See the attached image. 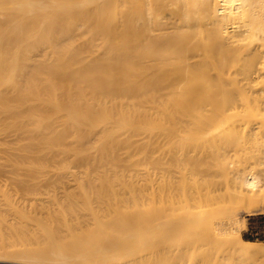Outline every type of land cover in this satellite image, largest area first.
<instances>
[{"label":"bare ground","instance_id":"bare-ground-1","mask_svg":"<svg viewBox=\"0 0 264 264\" xmlns=\"http://www.w3.org/2000/svg\"><path fill=\"white\" fill-rule=\"evenodd\" d=\"M263 34L264 0H0V139L14 136L0 142V172L9 164L17 177L61 179L60 201L44 188L47 199L37 193L30 203L55 205L67 237L92 239L83 251L93 261L156 264L168 251L171 264H264V242L244 239L233 212L264 203V176L251 164L229 166L246 149L243 142L264 135L263 125L244 126V116L234 121L245 129L240 137L221 132L233 109L240 117L264 108L257 61L264 52L249 40ZM232 74L242 84L233 86ZM143 85L152 92L142 94ZM154 91L161 105L129 111L146 108ZM136 96L138 103L127 101ZM143 148L163 190L171 163L185 165L174 189L184 194L170 185L171 197L143 208L123 189L119 176L150 172L139 167L144 160L126 159ZM227 170L235 176L229 200L218 192L226 195L229 186L215 179ZM49 209L46 227L54 225Z\"/></svg>","mask_w":264,"mask_h":264},{"label":"rangeland","instance_id":"rangeland-1","mask_svg":"<svg viewBox=\"0 0 264 264\" xmlns=\"http://www.w3.org/2000/svg\"><path fill=\"white\" fill-rule=\"evenodd\" d=\"M95 29H93V31H94ZM258 35H262V33L261 34H258ZM258 35L256 36V38H255V36H253L251 39H249L250 41H251V43H253L252 44V46L253 45H255V46H258L257 44H259L260 46H261V51L262 52H264V43L263 42H261L262 40H264V39H261V38H263L262 36H259L260 37V40H258L259 39V37H258ZM263 36H264V34H263ZM255 41V42H254ZM261 43H260V42ZM263 43V44H262ZM249 44H250V42H249ZM243 46H244V44H243ZM246 46V45H245ZM260 57H257V61H259L260 63H259V65L260 66H263L264 67V53L262 54H260L259 55ZM260 59V60H259ZM261 59H262V61H261ZM263 76H264V74H263ZM236 77V76H235ZM235 77H234V74H232V79H231V83L233 84V86H238V85H240V84H242V83H239L236 79H235ZM240 77V76H239ZM261 80V86H264V77H261L260 78ZM129 84V83H128ZM130 84H132V82L130 81ZM152 87L151 86H145L144 87V85L141 87V89H140V91H141V93L142 94H144V93H147L148 91L149 92H152ZM141 93H140V95H141ZM153 94H155V95H157L156 93H155V91L153 92ZM145 95V94H144ZM261 95H262V97H263V99H264V92H262L261 93ZM244 96V94L243 95H241V97H243ZM233 97H236V98H240V96H238L237 94L236 95H233ZM134 98H136V99H132V98H128L127 99V101L129 102V101H132V103H138L139 102V99H138V97L136 96V97H134ZM161 98H162V96H152V97H148L147 98V100H146V108H144V107H139V106H136V107H134V108H132V109H130L129 111L130 112H133V111H135V112H140V111H150L151 110V106H153V105H161V103H160V101H161ZM262 107H264V101H263V105H262ZM235 109H233L232 110V112H231V114H232V117H231V121L225 126V129H224V131H221V132H223V135L225 136V135H227V136H229L230 138H232V137H240L242 134H243V132H244V127H242V126H240V125H234L235 124V122L234 121H236L237 119H239V120H241L244 116H246L245 117V121H244V126H246L247 125V123H249V124H251V125H263V130H264V108H262L261 110H259V109H254L253 111H251V112H249L247 115H242V116H240V117H238L235 113H236V111H234ZM231 124V125H230ZM226 127H228L227 129H226ZM243 128V129H242ZM231 129V130H230ZM237 130V131H236ZM242 130V131H241ZM241 132V133H240ZM255 135V137H253L252 139H250V143H245V142H243L242 144L246 147V149L244 150V152L243 153H240L241 154V156H238V158H235L236 160H233L234 161V163H229V166H231V167H233V168H237V167H239L240 166V168L245 164V165H248V164H251V167H252V165L253 166H255V167H252L253 168V170H254V168H255V172L258 174V176H259V178H262L263 176H264V155H263V153H264V135H261V137H258L257 136V134H254ZM14 136L12 135V137H11V135H8V137H6V139H0V142H9V141H12V139H14L13 138ZM8 138V139H7ZM11 138V139H10ZM135 138H139L138 136H136ZM255 139V140H254ZM164 142V140H162L161 142H160V144H162ZM238 142V141H237ZM254 142H255V144H254ZM6 143V144H7ZM5 145V144H4ZM153 146H158V144L157 143H155V144H153ZM175 146H177V145H175ZM242 146V145H241ZM249 148H248V147ZM251 146V147H250ZM263 146V147H262ZM262 147V148H261ZM244 148V147H243ZM261 148V149H260ZM147 149H148V147H147ZM147 149L146 148H143V149H137L138 151H136V152H133L132 154H131V156H129V157H126V159H134V160H137V159H139L140 158V160H144L143 162H141V165L139 166V167H141L142 165H145V166H147V167H151L150 168V172H149V174H147V175H145V174H143V175H141V174H139V175H136L135 173H129V172H133L132 170H130V171H128L127 173H125L124 175H121V176H119L120 177V181H122L123 182V184L125 185L124 186V188L123 189H129V190H127V191H131L132 193H135V195H138V197L140 198V200L144 203V206H143V208L144 207H147L146 205H147V203L149 202V203H151L153 200H155V203H157V204H159V202H160V200H161V198H164V199H167V198H169V197H171V190H172V192H174L175 190L174 189H176V187L179 185V183L181 182V180H183V178L187 175V170H186V167H185V165L183 164H178V165H176L175 163L173 164V163H171V174L172 175H169V176H166V182H168V181H170L169 182V184L167 185V186H165V189L166 190H163V187H164V185L166 184V183H162V182H160L161 181V179H160V175L159 174H155V169L150 165V163L149 162H147V161H150V157H151V154H148V155H146V153H147ZM256 149V150H255ZM122 151H124V150H122ZM254 152V153H253ZM263 152V153H262ZM2 153L3 154H1V151H0V154H1V156H0V159H2V160H0V161H3V159L5 160L6 159V154H5V152L2 150ZM150 153V152H149ZM256 153V154H255ZM262 153V154H261ZM3 155H5V157L3 156ZM255 155H257V156H255ZM244 156V157H243ZM1 157H3V158H1ZM252 157V158H251ZM243 158V159H242ZM147 160V161H146ZM246 160V161H245ZM146 161V162H145ZM247 161H249V163L247 162ZM1 163V162H0ZM255 164V165H254ZM7 166V167H6ZM10 165L9 164H5V166H4V168H6V169H4L3 168V170H5V172L3 171H1L0 173L2 174V175H0V191H2V192H4V194L6 195V196H4V194L2 193V194H0V195H2V196H0V198L2 199V198H5V197H9L8 199H3V200H1L0 199V209H1V211H3V212H1L0 211V245H2V246H0V264H59V262H60V264H73V263H75V264H109V262H111L112 264H116L115 262H116V260L115 259H113V260H111V259H108L107 257H102L101 258V260L99 259H95V261H93V260H91L90 258H88V257H86L84 254V251H83V248H84V246H87L88 245V247L90 246L89 245V243H92V244H94L93 243V241H92V239H90V241L91 242H89V240L88 241H86V239L85 238H87V237H85V235L83 236V237H85V238H83L84 239V241H83V239L82 240H77L78 238H76V240L74 239H71L69 236L67 237L66 235H65V233L62 231V229L61 230H59L60 228L57 226V223H56V216H57V212H56V209L55 210H53L54 209V207H55V205H52L53 207H51V204H48V205H46L47 207L50 205V207H48V209L46 208V207H41L40 205H34V203H30L31 202V200L32 199H34V197H36V196H34V195H37V193H38V197L40 196H44L45 197V195L46 194H48V193H50L49 195H46L47 196V198L49 197V196H51V199H57V197H59L58 198V200L60 201L61 200V198L63 197V196H61L62 194V188L61 187H59V186H62L63 184H61V183H58L59 181L61 182V179H59L58 177L57 178H54V177H56V176H54L53 174H49L47 177H46V175L45 174H43V178L44 177H46L47 179V181H49V179H50V183L49 182H47V183H45L46 181H44L45 179H43L42 178V176H38L37 178H33V177H31V176H29V175H27L25 172H23V173H19V176L17 177V176H15L13 173H12V169H10ZM136 167L138 168V164L136 165ZM12 168V167H11ZM9 169V170H8ZM229 169H231L230 167H229ZM233 170H236V169H233ZM229 170H227V172L225 173V174H222V175H219L218 174V176L215 178V179H217V180H219L220 181V183L224 186V188H226L227 186H229V188H228V192H227V194L225 195V189L222 191V190H220V191H218L219 192V196H221L220 198L222 199V197H225V199H227V200H229L228 198H229V195L232 193V190L233 189H230V186L233 184V178H235V176H233L232 175V173L231 172H229ZM5 173V174H4ZM9 173V174H8ZM52 173V172H51ZM23 174V175H22ZM26 174V175H25ZM130 174H132V175H130ZM8 175V176H7ZM22 177H21V176ZM52 177H51V176ZM11 176H13L12 178H11ZM27 176V177H26ZM132 176V177H131ZM10 177V178H9ZM3 178V179H2ZM18 178V179H17ZM19 178H20V181H19ZM31 180H29V179ZM39 178H41V180L39 179ZM49 178V179H48ZM53 179V180H52ZM21 180H23V181H21ZM28 180V181H27ZM38 180L40 181V183L38 182ZM55 180V181H54ZM63 180V179H62ZM35 181V182H34ZM37 181V182H36ZM52 181V182H51ZM14 182V183H13ZM29 182V183H28ZM56 182V183H55ZM63 182H64V180H63ZM66 182V181H65ZM135 182H137V183H135ZM19 183V184H18ZM28 183V184H27ZM41 183L42 184H44V187H42L43 185H41ZM55 185H54V184ZM68 183V182H67ZM67 183H65V184H67ZM18 184V185H17ZM38 184L40 185V186H38ZM45 184H47L49 187H47V185H45ZM51 184H53V186L51 185ZM58 184H61V185H58ZM34 185V186H33ZM114 185L115 186H118V184H117V182H115L114 183ZM133 185V186H132ZM171 185V190H170V186ZM46 186V187H45ZM59 188H61V189H59ZM28 189H27V188ZM32 187V188H31ZM34 187H36V188H34ZM55 187H56V189H55ZM6 188V189H5ZM40 188V189H39ZM48 189L47 190V192L45 191V190H43V189ZM7 189H9V190H7ZM37 189V190H36ZM49 189H51V191L49 190ZM54 189V190H53ZM181 189V190H180ZM179 190H178V192H177V190H176V192L177 193H180V194H184L183 192H184V188H180ZM7 192H6V191ZM35 190V191H34ZM40 190H41V192H40ZM61 190V191H60ZM56 191H57V193H59V194H57L56 193ZM31 192H32V194H31ZM43 192V193H42ZM44 192L46 193V194H44ZM53 192V193H52ZM71 193L73 192V191H70ZM176 192H174V193H176ZM1 193V192H0ZM10 193V194H9ZM34 193V194H33ZM40 193V194H39ZM41 193L42 194H44V195H41ZM176 193V194H177ZM223 193H224V195H223ZM30 194V195H29ZM175 194V195H176ZM221 194V195H220ZM94 195H95V193H94ZM93 195V196H94ZM4 196V197H3ZM32 196V197H31ZM55 198H54V197ZM61 196V197H60ZM96 196H98L97 194H96ZM180 196H182V195H180ZM22 197H23V199H22ZM24 197H26L27 199L25 200V198ZM11 198V199H10ZM13 198V199H12ZM46 197H45V199H47ZM50 198V197H49ZM231 198H232V196H231ZM11 201H10V200ZM153 199V200H152ZM24 200V201H23ZM28 200V201H27ZM223 200H224V198H223ZM222 200V202H224ZM233 200V199H232ZM4 202V203H2V202ZM8 201H10V203H13V207L14 208H12V204H10V206H7L9 203H8ZM21 202V203H20ZM29 202V203H28ZM222 202H220V203H222ZM8 203V204H7ZM28 203V204H27ZM219 203V204H220ZM6 204V205H5ZM33 204V205H32ZM224 204V203H223ZM223 204H220V206L219 207H222V206H224ZM25 205H27V207L25 206ZM245 205V204H244ZM243 205V206H244ZM4 206V207H3ZM7 206V207H6ZM33 206V207H32ZM263 206H264V203H262V204H260L259 203V206H257V208L255 207L251 212H247L246 211V209H245V207H236L235 208V210L233 211L234 212V214H235V216H234V218L237 220V223H238V225L240 226V231H241V234H242V237L244 238V239H247V240H253V241H257V242H264V237L263 238H259V239H250V238H246L245 237V235L246 236H249V235H252V236H256L254 233H250V223H249V216L250 215H253L254 213H256V212H258V211H260L262 208H263ZM6 207V208H5ZM8 207H9V209H8ZM38 207V208H37ZM39 207H40V210H38L39 209ZM31 208V209H30ZM37 208V209H36ZM49 208H51L53 211H54V213H53V211L51 210V213H50V215H52L51 216V218L53 219V221H54V225H52V226H48V227H46V225L44 226V225H42V224H44V218H45V215H46V211H48V210H50ZM55 208H57V207H55ZM3 209V210H2ZM14 209V210H13ZM22 209V210H21ZM23 209H25V210H23ZM43 209L45 210V211H43ZM47 209V210H46ZM78 209H80V208H78ZM77 209V211L78 212H83V210H82V208L80 209V210H78ZM9 210H10V213H9ZM11 210H12V212H11ZM18 210H20V212H18ZM28 210H30V212L28 211ZM38 210V211H37ZM42 210V213L41 212H39V211H41ZM27 211V212H26ZM76 211V212H77ZM14 212V213H13ZM16 212V213H15ZM40 214H39V213ZM5 213V214H4ZM23 213H24V215H26V216H24L23 215ZM26 213V214H25ZM43 213H45V214H43ZM41 214H43V215H41ZM30 215V216H29ZM14 217L15 218H19V221H18V219H14ZM27 217H29V218H27ZM6 218V219H5ZM10 218V219H9ZM25 218H27L25 221H24V219ZM31 218V220H32V223H36V224H32L31 223V221L29 220ZM55 218V219H54ZM3 219V220H2ZM9 219V220H8ZM36 219V220H35ZM42 219V220H41ZM20 220H21V222H20ZM34 220V221H33ZM40 220H41V222H40ZM20 222V223H18V222ZM243 222V223H242ZM13 223V224H12ZM18 223V224H17ZM10 224V225H9ZM21 224H22V226H21ZM24 224V225H23ZM29 224V225H28ZM31 224H32V226H31ZM39 224H40V226H39ZM253 224V223H252ZM42 225V226H41ZM10 226V227H9ZM14 226V227H13ZM21 226V227H20ZM54 226V227H53ZM5 227V228H4ZM7 227V228H6ZM13 227V229H11ZM23 227V228H22ZM38 227V228H37ZM52 227V228H51ZM15 228V229H14ZM31 228V229H30ZM44 228V229H43ZM51 228V229H50ZM41 229V230H40ZM49 229V230H48ZM56 229V230H55ZM9 230L10 231H12V232H10V233H12V234H10L9 233ZM17 230V231H16ZM30 230V231H29ZM46 232H45V231ZM52 230V231H51ZM97 230V229H96ZM95 230V231H96ZM165 229H164V227H159V231L158 232H160V234H162L163 233V231H164ZM14 231V232H13ZM16 231V232H15ZM38 231V232H37ZM48 231V232H47ZM50 231V232H49ZM3 232V233H2ZM6 232V233H5ZM94 231H92V233H93ZM98 232H99V229H98ZM8 233V234H7ZM39 233V234H38ZM42 233V234H41ZM48 235H47V234ZM52 233H54V234H52ZM101 233V232H100ZM6 234H7V236H6ZM25 234V235H24ZM95 234H97L96 232H95ZM99 234V233H98ZM4 235V236H3ZM15 237H14V236ZM23 235V236H22ZM37 235V236H36ZM39 235V236H38ZM42 235V236H41ZM47 235V236H46ZM88 235H89V233H88ZM91 235V234H90ZM93 235V236H92ZM91 236L92 237H94L95 235H94V233L92 234ZM101 235V234H100ZM20 236H21V239H20ZM41 236V237H40ZM50 238H49V237ZM79 236H81V235H79ZM6 237H7V239H6ZM14 237V238H13ZM95 237H97V235L95 236ZM94 237V239H97V238H95ZM22 238H23V240H22ZM36 238V239H35ZM47 238V239H46ZM81 238V237H80ZM89 238V237H88ZM170 238V237H169ZM168 238V239H169ZM5 241H4V240ZM12 239V240H11ZM35 241H34V240ZM38 239H39V242H40V246H37V245H39V242H38ZM51 239V240H50ZM56 240V241H55ZM5 243H4V242ZM14 241H15V243H14ZM22 241V242H21ZM46 241V242H45ZM52 241V242H51ZM86 241V242H85ZM2 242V243H1ZM8 244H7V243ZM25 242V243H24ZM37 242V243H36ZM58 242V243H57ZM66 242V243H65ZM87 242H89V243H87ZM94 242H95V244H96V240H94ZM7 244V245H6ZM23 244V245H22ZM32 244V245H31ZM52 244H53V246H52ZM57 244V245H56ZM20 245V246H19ZM25 245V246H24ZM36 246V247H35ZM52 246V247H51ZM18 247V248H17ZM20 247V248H19ZM25 247V249H29L28 251L27 250H25V249H23ZM28 247V248H27ZM32 247V248H31ZM35 247V248H34ZM39 247V248H38ZM47 247H49V248H47ZM54 247V248H53ZM60 247V248H59ZM6 250H8V251H5V249ZM32 249V251H30L31 249ZM53 248V249H52ZM2 249V250H1ZM4 249V250H3ZM13 249V250H12ZM14 249H16V250H14ZM19 249V250H18ZM22 251H21V250ZM58 249V250H57ZM38 250V251H37ZM15 251V252H14ZM21 251V252H20ZM4 252H6V253H4ZM8 252V253H7ZM23 252V253H22ZM34 252V253H33ZM59 252H61V253H59ZM10 253V254H9ZM12 253V254H11ZM31 253V254H30ZM37 253V254H36ZM40 254V255H39ZM7 255V256H6ZM25 255V256H24ZM29 255V256H28ZM34 258H33V257ZM68 258H67V257ZM126 256H127V254H126ZM129 256V255H128ZM127 256V257H128ZM32 257V258H31ZM51 257V258H50ZM61 257V258H60ZM64 257V258H63ZM55 258V259H54ZM15 259V260H14ZM47 261H46V260ZM49 259H51V262H49ZM64 259V260H63ZM66 259V260H65ZM102 259H105V261H103ZM43 261L42 263H40V261ZM54 260V261H53ZM107 260V261H106ZM38 261V262H37ZM69 261V262H68ZM73 262V263H71V262ZM101 261V262H100ZM157 263L156 264H171V253H169L168 251H166V252H164V251H162V252H160V253H158V255H157ZM9 262V263H8ZM47 262H49V263H47ZM63 262V263H62Z\"/></svg>","mask_w":264,"mask_h":264},{"label":"built area","instance_id":"built-area-1","mask_svg":"<svg viewBox=\"0 0 264 264\" xmlns=\"http://www.w3.org/2000/svg\"><path fill=\"white\" fill-rule=\"evenodd\" d=\"M249 225H250V233H254L256 236L249 235L254 239H259L264 237V206L263 208L249 216ZM253 223V224H252Z\"/></svg>","mask_w":264,"mask_h":264},{"label":"trees","instance_id":"trees-1","mask_svg":"<svg viewBox=\"0 0 264 264\" xmlns=\"http://www.w3.org/2000/svg\"><path fill=\"white\" fill-rule=\"evenodd\" d=\"M245 237H246V238H250V239H253V237H250V236H246V235H245Z\"/></svg>","mask_w":264,"mask_h":264}]
</instances>
